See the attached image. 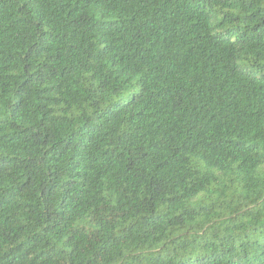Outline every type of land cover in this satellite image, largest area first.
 <instances>
[{
	"label": "trees",
	"instance_id": "1",
	"mask_svg": "<svg viewBox=\"0 0 264 264\" xmlns=\"http://www.w3.org/2000/svg\"><path fill=\"white\" fill-rule=\"evenodd\" d=\"M0 264H264V0H0Z\"/></svg>",
	"mask_w": 264,
	"mask_h": 264
}]
</instances>
